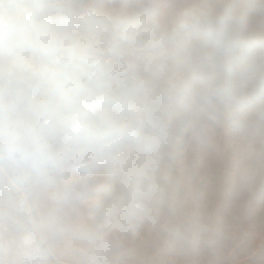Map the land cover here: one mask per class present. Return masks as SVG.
<instances>
[{
  "label": "rangeland",
  "instance_id": "374dc122",
  "mask_svg": "<svg viewBox=\"0 0 264 264\" xmlns=\"http://www.w3.org/2000/svg\"><path fill=\"white\" fill-rule=\"evenodd\" d=\"M43 2L55 49L0 47V264H264V0Z\"/></svg>",
  "mask_w": 264,
  "mask_h": 264
},
{
  "label": "clouds",
  "instance_id": "9594fccd",
  "mask_svg": "<svg viewBox=\"0 0 264 264\" xmlns=\"http://www.w3.org/2000/svg\"><path fill=\"white\" fill-rule=\"evenodd\" d=\"M5 7L11 12L0 18V47L10 50L33 48L45 53L55 49V41L44 23L45 10L51 7L49 4L43 0H19L15 5ZM86 112L87 109H82L78 115Z\"/></svg>",
  "mask_w": 264,
  "mask_h": 264
},
{
  "label": "built area",
  "instance_id": "2783aa9c",
  "mask_svg": "<svg viewBox=\"0 0 264 264\" xmlns=\"http://www.w3.org/2000/svg\"><path fill=\"white\" fill-rule=\"evenodd\" d=\"M43 243H44V246H45V241H44V240H43ZM37 251H39V252H40V251H42V250H37Z\"/></svg>",
  "mask_w": 264,
  "mask_h": 264
},
{
  "label": "bare ground",
  "instance_id": "6f19581e",
  "mask_svg": "<svg viewBox=\"0 0 264 264\" xmlns=\"http://www.w3.org/2000/svg\"><path fill=\"white\" fill-rule=\"evenodd\" d=\"M39 248H41V245H38Z\"/></svg>",
  "mask_w": 264,
  "mask_h": 264
}]
</instances>
